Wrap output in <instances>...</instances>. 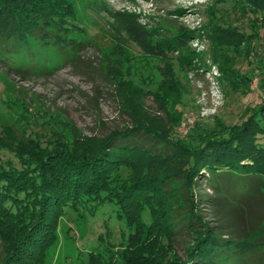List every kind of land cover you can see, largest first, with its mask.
I'll return each instance as SVG.
<instances>
[{"label":"rangeland","instance_id":"1","mask_svg":"<svg viewBox=\"0 0 264 264\" xmlns=\"http://www.w3.org/2000/svg\"><path fill=\"white\" fill-rule=\"evenodd\" d=\"M70 1L85 35L71 36L79 42L67 50L66 58L52 54L51 64L27 74L0 63L3 159L16 160L9 147L23 143L46 146L65 141L86 150L137 118L182 140L198 123L205 127L235 124L250 117L259 105L264 111V28L261 35L250 37L251 44L236 48L242 37L236 31H250V22L264 17L257 5L242 0ZM211 5L219 10L209 19L206 7ZM179 34L187 35L185 54H179L178 48L160 50L158 40ZM189 52L195 56L188 57ZM232 71L237 72L229 76ZM161 79L175 81L179 87L181 95L172 105L157 93L163 89ZM185 160V156L168 160L155 171L178 177L187 167ZM171 181L180 186L176 178ZM200 187L216 195L208 182ZM212 205V200L200 204L201 212L206 221L217 224ZM219 208L233 235L242 234L252 244L250 264H264V188L257 197L247 201L234 197L233 203L226 201ZM128 234L112 203L94 213L67 209L55 241L38 264H84L90 251L109 260L107 243L118 246L128 240ZM174 237L175 252L185 255L191 233L186 228ZM4 258L0 242V263Z\"/></svg>","mask_w":264,"mask_h":264},{"label":"trees","instance_id":"2","mask_svg":"<svg viewBox=\"0 0 264 264\" xmlns=\"http://www.w3.org/2000/svg\"><path fill=\"white\" fill-rule=\"evenodd\" d=\"M245 1L257 5L264 16V0ZM206 10L211 19L219 9L211 5ZM248 26L250 31H236L242 36L236 48L261 35L264 17ZM72 35L82 38L85 31L70 0H0L2 65L10 64L23 74L42 70L51 64L52 54L66 58L67 50L78 46ZM186 36L171 35L157 42L161 51L178 48L183 55ZM191 53L188 57L195 56ZM123 82L119 77L118 83ZM159 87L163 89L157 93L171 105L181 95L175 81L161 79ZM262 108L257 106L240 123L212 127L198 123L182 140L137 118L86 150L65 141L9 147L16 160L0 156V242L5 252L0 264H38L55 241L67 209L94 213L106 203H112L124 220L128 240L118 246L107 243L109 260L90 251L84 264H250L252 244L242 234L233 235L219 206L233 203L234 197L247 201L264 188ZM184 156L187 167L178 177L155 171ZM172 178L180 186L170 183ZM203 181L215 196L202 191ZM210 200L217 224L206 221L201 212L200 204ZM186 228L191 241L185 255L179 256L172 240Z\"/></svg>","mask_w":264,"mask_h":264}]
</instances>
